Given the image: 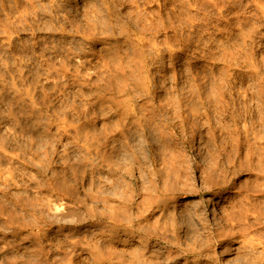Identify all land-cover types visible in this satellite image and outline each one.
<instances>
[{"label":"rangeland","instance_id":"1","mask_svg":"<svg viewBox=\"0 0 264 264\" xmlns=\"http://www.w3.org/2000/svg\"><path fill=\"white\" fill-rule=\"evenodd\" d=\"M0 264H264V0H0Z\"/></svg>","mask_w":264,"mask_h":264},{"label":"bare ground","instance_id":"2","mask_svg":"<svg viewBox=\"0 0 264 264\" xmlns=\"http://www.w3.org/2000/svg\"><path fill=\"white\" fill-rule=\"evenodd\" d=\"M214 208H216V206L214 205Z\"/></svg>","mask_w":264,"mask_h":264}]
</instances>
